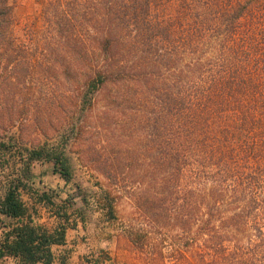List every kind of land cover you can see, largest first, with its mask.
<instances>
[{"label": "trees", "instance_id": "trees-1", "mask_svg": "<svg viewBox=\"0 0 264 264\" xmlns=\"http://www.w3.org/2000/svg\"><path fill=\"white\" fill-rule=\"evenodd\" d=\"M259 2L45 3L40 16L47 53L35 65L48 79L62 76L65 85L59 95L53 91L49 111L57 114V139L27 146L22 129L12 132L13 117L0 123L1 264H54V246L64 245L68 229L84 220L88 198L80 186L60 204L56 194L37 191L46 207L59 206L53 226L37 223L23 196L35 189V163L51 164L70 181L74 146L104 180L97 181L96 201L108 219L117 218L123 198L143 213L145 227L132 223L125 233L146 252L147 264H167L165 247L175 264L264 261ZM11 19L12 5L0 0V25ZM5 38L0 32V42ZM13 62L7 55L3 63L11 86L18 76ZM93 131L97 141L86 145ZM102 262L99 256L95 264Z\"/></svg>", "mask_w": 264, "mask_h": 264}, {"label": "rangeland", "instance_id": "rangeland-1", "mask_svg": "<svg viewBox=\"0 0 264 264\" xmlns=\"http://www.w3.org/2000/svg\"><path fill=\"white\" fill-rule=\"evenodd\" d=\"M47 1L49 0H8V4L12 5V19L8 22L2 20L0 25V32L6 31L5 41L0 42V123L6 116L13 117L15 126L12 132L20 133L22 129L27 146L56 141L57 135L52 123L57 127L59 121L57 114L49 116L53 106L52 93L55 91L59 95L61 89L65 88L62 76H58L60 81L48 79L35 65V60L43 58L47 53L43 46L45 26L40 16ZM263 4L262 0L258 7ZM54 52L64 53L61 48H55ZM7 55L17 64L18 76L14 79L13 86L4 80L3 63ZM59 99L58 97L56 101ZM85 139L86 145H90L97 141V134L93 131ZM70 164L73 177L67 182L53 172L51 164L35 163L32 186L36 190L23 194L34 220L53 226L58 217L52 211H58L59 206L50 209L46 207L39 200L37 191L44 189L56 194L57 204L67 194H78L79 186L87 193L88 205L84 220L77 227L68 229L64 245L54 246V264H95L99 256L103 258L100 264H147L146 252L132 246L125 233L132 223L145 227L147 220L143 213L127 198H123L117 207V218L108 219L96 201V194L100 191L97 181H104L103 178L85 165L79 148L75 146L70 150ZM154 235L159 237V231L154 232ZM164 251L165 263L175 264L174 256H170L171 248L165 247ZM260 264H264V261Z\"/></svg>", "mask_w": 264, "mask_h": 264}]
</instances>
